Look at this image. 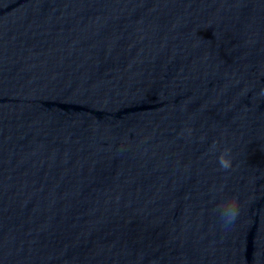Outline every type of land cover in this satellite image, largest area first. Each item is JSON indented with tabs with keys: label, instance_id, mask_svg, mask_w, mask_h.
Segmentation results:
<instances>
[{
	"label": "water",
	"instance_id": "95a60500",
	"mask_svg": "<svg viewBox=\"0 0 264 264\" xmlns=\"http://www.w3.org/2000/svg\"><path fill=\"white\" fill-rule=\"evenodd\" d=\"M0 264H264V0H0Z\"/></svg>",
	"mask_w": 264,
	"mask_h": 264
},
{
	"label": "clouds",
	"instance_id": "9594fccd",
	"mask_svg": "<svg viewBox=\"0 0 264 264\" xmlns=\"http://www.w3.org/2000/svg\"><path fill=\"white\" fill-rule=\"evenodd\" d=\"M220 164L224 169L232 166L231 161L225 160L223 155L220 157ZM221 207L223 209L222 216L229 222L234 221L239 214V207L236 202H225Z\"/></svg>",
	"mask_w": 264,
	"mask_h": 264
}]
</instances>
